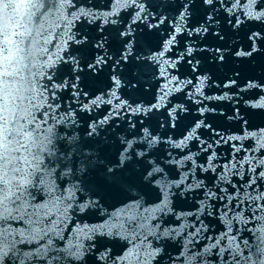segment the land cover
Segmentation results:
<instances>
[{"label": "snow or ice", "instance_id": "snow-or-ice-1", "mask_svg": "<svg viewBox=\"0 0 264 264\" xmlns=\"http://www.w3.org/2000/svg\"><path fill=\"white\" fill-rule=\"evenodd\" d=\"M0 264H264V0H0Z\"/></svg>", "mask_w": 264, "mask_h": 264}]
</instances>
